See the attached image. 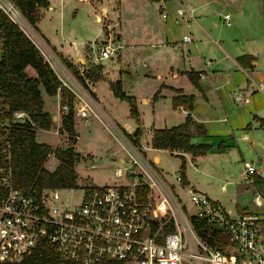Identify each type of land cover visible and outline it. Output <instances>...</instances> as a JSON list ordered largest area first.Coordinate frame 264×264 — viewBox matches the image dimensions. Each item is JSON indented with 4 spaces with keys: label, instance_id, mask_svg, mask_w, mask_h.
Segmentation results:
<instances>
[{
    "label": "built area",
    "instance_id": "built-area-1",
    "mask_svg": "<svg viewBox=\"0 0 264 264\" xmlns=\"http://www.w3.org/2000/svg\"><path fill=\"white\" fill-rule=\"evenodd\" d=\"M152 1L163 19L173 12V21L186 27L194 20L193 10L180 0ZM169 2L175 4L173 11L168 9ZM0 9L30 38L25 17L10 0H0ZM94 17L106 29L98 48L91 52L95 59L102 60L115 49L112 43L117 32L114 34L109 26L106 13L99 10ZM223 20L225 25L230 24L227 13ZM181 40L190 41L192 37L186 33ZM34 42L45 54L43 46ZM1 50L0 37V56ZM61 85L65 86L62 82ZM74 96L73 111L87 123L89 88L80 82ZM27 118L22 110L9 112L0 96V264L22 260L41 243L75 264H98L103 259L120 264H264V216L249 211L233 212L191 187L186 191L192 211H184L162 175L150 164L152 159L144 155L140 144L134 145L127 138L125 143L132 154L127 161L122 158L119 162L129 173L128 183L39 191L14 187L8 129ZM261 126L264 127V121ZM255 172L253 164L242 162L241 173L248 182H253L251 175ZM115 174L122 175L121 166ZM175 180L182 183L179 174ZM148 187L157 188L160 193L151 195ZM253 202L260 206L263 201L256 194ZM198 219L205 225L195 227L194 221ZM213 230L225 234L221 248L207 241Z\"/></svg>",
    "mask_w": 264,
    "mask_h": 264
},
{
    "label": "rangeland",
    "instance_id": "rangeland-1",
    "mask_svg": "<svg viewBox=\"0 0 264 264\" xmlns=\"http://www.w3.org/2000/svg\"><path fill=\"white\" fill-rule=\"evenodd\" d=\"M182 4L195 7V20L190 26L200 25L204 29H209L211 36L217 40H227L232 37L241 45H246L250 33L249 26L254 22V18L261 12L264 0H181ZM169 5L172 3L169 2ZM52 8L47 11V16L42 22L49 29V32L56 36V40L62 44L65 49L74 47H83L86 65L101 64L105 69V76L110 80H119L121 89L134 98L138 116L143 123L144 128L153 125H161V121L175 117L177 106L172 105L169 99L162 101L154 98L152 92L155 87L151 79L142 77L144 64L148 67L152 61L155 50H159L157 55L162 53L161 47L150 44L152 40H144L143 30L147 25L153 28L163 26L164 19L159 15L157 5L151 0H112L108 3L107 18L109 26L116 32L121 33V39H113L112 45L114 50L109 58L98 60L92 55L105 33L104 23L95 20L94 13L98 12L93 8V0H51ZM240 10H237V8ZM170 10V6L168 7ZM103 14L106 12L103 10ZM229 15L231 25L226 26L223 20V14ZM19 17V16H18ZM167 20V19H166ZM149 28V27H148ZM150 29V28H149ZM181 23H175L167 31V39L178 41L181 37ZM148 34V33H146ZM143 39V40H142ZM198 42V41H197ZM179 43V41H178ZM198 45V44H197ZM175 54L181 58V53L185 51L184 43L174 44ZM189 53L200 54V50L189 47ZM44 59L45 56L42 54ZM210 56H206L208 58ZM144 63V64H142ZM30 67V66H29ZM31 68V67H30ZM86 68V67H85ZM28 72H31L28 69ZM107 88L103 83L98 85L100 93H103L107 104H110V111L116 120L123 126H131L134 119L129 115V105L124 99H117L118 102H112L107 97ZM111 94V93H110ZM45 96V95H44ZM111 96H114L111 94ZM115 97V96H114ZM144 97V98H143ZM117 98V97H116ZM143 99L146 101L143 102ZM54 100L45 96L46 103ZM234 105L240 104L235 101ZM64 112L66 109H63ZM63 114V113H62ZM75 132L77 138L72 143L65 130L59 131V127L53 124V128L37 130L35 139L37 141H47L52 147L59 146L65 148L72 145L80 153L78 162L74 169L77 174V187L84 185H107V184H124L130 182L125 173V168L120 164L119 157H124V161L129 159L132 154L125 141L121 139L113 130V127L101 120L99 117L90 116L88 122L75 115ZM226 116L217 124L216 133L224 131L228 126L229 114L227 111L218 116ZM61 118V117H60ZM140 126V122H139ZM233 126L222 136L215 135L209 137L210 143L216 147L224 139L225 144L232 145L225 153L207 152L199 155L197 158H188L185 163L184 173L194 187L207 194L212 199H217L225 208L233 212L249 211L264 216V178L255 177V182H248L241 175V163L239 154L246 160L257 161L261 157L262 148L253 140L250 134L245 139L240 138L237 127ZM264 129V127H262ZM121 132V130L118 128ZM122 133V132H121ZM142 135V130H141ZM140 135V136H141ZM145 139H149V134L145 132ZM252 141V143H251ZM210 145V146H211ZM74 149V150H75ZM91 153V156H84L83 153ZM151 153H153L151 151ZM258 156H257V154ZM157 154L160 156L158 164L150 161L155 169L165 178V182L172 192L174 198L181 204L186 211L191 212L190 201L187 187L178 185L174 182L176 175L179 174L180 157L171 155L167 151L161 150ZM264 161V157H263ZM199 162V164H197ZM58 160L53 153H49L44 161V166L48 169L54 168ZM121 166L122 175L116 176V168ZM138 174V173H137ZM127 175V176H126ZM135 173H132V176ZM139 175V174H138ZM141 176V175H139ZM143 181V179H142ZM172 183V184H171ZM182 184V183H181ZM151 195H158L160 192L157 188L148 187ZM77 189V188H76ZM79 190L75 191V196ZM258 194L261 198L262 205L256 206L253 202L254 196Z\"/></svg>",
    "mask_w": 264,
    "mask_h": 264
},
{
    "label": "crops",
    "instance_id": "crops-1",
    "mask_svg": "<svg viewBox=\"0 0 264 264\" xmlns=\"http://www.w3.org/2000/svg\"><path fill=\"white\" fill-rule=\"evenodd\" d=\"M47 1V6L39 7L37 10L35 27H33L26 18L25 21L28 31H30L31 40L33 42L36 40L41 46H43L45 49V54L43 55L49 65L62 84H64L74 96L77 94L80 81L61 62L60 56L69 60L74 66L84 69L88 66L86 65V59L84 58L85 50L83 51V47H74L72 48V51L70 49H65L62 44L55 39L56 36L49 32V29L42 22L43 18L47 16V11L52 8L51 0ZM109 2H112V0H93V8L98 11L104 10L107 14ZM171 3L172 4L169 6L172 10L175 4L173 2ZM184 6L192 9L193 14L195 13V7H190L186 4H184ZM237 10H240V8L238 7ZM195 18L194 15V20ZM166 19L163 21V26H160L159 28H153V26L147 25V28L143 30L145 35L143 39L145 41L152 40L150 44H155L156 47H161L162 53L158 56L157 53L159 50H155L154 53L156 55L153 56L155 58H153L152 63L148 67H146V64L142 63L144 64L142 77L145 79H151L154 83L153 86L155 89L152 92L155 93V91L158 90L157 100L160 99L165 101L169 99L171 102L172 97L175 95H192V108L190 110L191 117L197 124L203 126L205 133H195L190 137L191 142L195 144L207 143L211 145L206 142L207 140H210L209 137L215 135L221 137L222 134H224L223 132H227V130L231 129L233 126L237 127V132L240 138L245 139L251 134L253 136L252 141L259 144L263 153L261 157H257L256 163H254L252 159H244L241 154H239V162L241 165L244 160L250 162L256 167V172L252 174V176H258L260 179L264 178V129L261 126V123L264 121V3L261 12L258 13L257 17L254 18V22L249 26L250 33L246 45L239 44L236 42V39L232 37L230 40H217L211 36L210 33L212 32H210L209 29H204L202 26L197 25L198 23L192 27H186L183 23L179 22L182 25L181 37L186 33H189L192 37V40L190 41H182L181 37L178 40L179 43H184L185 51H188V53H181V58L176 56L174 50V44L179 45L178 41L171 38L167 39L168 35H166L167 31L170 30V27H173L176 23L173 21V12H170ZM117 39H121V33L117 32ZM189 47L200 50L202 53L191 54L189 53ZM206 56L210 57L206 58ZM100 66L101 74L103 76L102 78H104L105 69H103V65L100 64ZM28 69L31 72H28ZM189 70L198 72V89L190 82L185 73ZM25 71L31 76L35 75V71L29 66L25 67ZM102 78L96 81L85 80V85L90 91V116L101 117V120L110 124L117 135L126 141V137L118 130L119 126L123 127L128 133H131L135 128L136 123L134 121V124L131 126H123L116 120L115 116L110 111V104H107L103 93H100L98 89V85L103 83V85L107 87L105 89L107 90L108 99L112 102H118V98L111 96L112 92L109 87V81L113 80L108 78L103 80ZM40 93L43 102L42 110L48 112L52 117L53 124L56 127H59L61 124L60 117L64 112L61 108L64 104H62L59 89H57L55 94L49 95L42 87H40ZM44 95L51 97L54 100L46 103ZM75 98L77 99V97ZM145 101L146 100L143 99V102ZM235 101L240 102V104L234 105L233 103ZM74 105H76V100H74ZM177 110L178 111L176 112L179 114H176L175 117H170L167 121L163 119L161 125L155 126L152 124L147 130L144 128L143 123L138 116L140 128L142 130V135L139 138L140 148L148 159H152L154 165L158 164L160 161V156L157 154L158 151L164 150L169 154L170 152L167 149L153 148L151 146L152 130L154 128L170 127L181 123L184 120L187 111L185 107L180 105L177 106ZM226 111L229 114V124L225 127L224 131L216 133L214 129H216L217 124L220 123L222 119L226 118V116H223L220 119L218 116L221 112L224 114ZM75 117L76 116H74L73 124L74 131H76ZM53 124L50 128H53ZM37 130L44 129H36V131ZM145 132L149 134L148 140L144 137ZM77 136L76 133V138ZM38 142H46L51 146L54 145L47 141ZM219 142L220 143L216 147L211 145L210 149L203 154L207 152L223 154L232 146L225 144L224 139L219 140ZM151 151L153 153H151ZM178 153L184 157L185 163L188 158L192 161V159L202 155H194L188 152ZM83 154L84 156H91V153L88 152ZM122 158L124 159V157H119V161ZM77 162L78 160L75 161L74 166ZM197 164H199V162ZM258 166L262 167L261 173L257 172ZM241 175L243 179L246 180L242 173ZM162 178L165 180L163 176ZM185 178V184H180L174 180L177 187L181 189L178 185H182L197 190L194 185L191 184L187 176H185ZM255 181L256 180L254 179L253 182ZM214 200L218 201L217 199Z\"/></svg>",
    "mask_w": 264,
    "mask_h": 264
},
{
    "label": "trees",
    "instance_id": "trees-1",
    "mask_svg": "<svg viewBox=\"0 0 264 264\" xmlns=\"http://www.w3.org/2000/svg\"><path fill=\"white\" fill-rule=\"evenodd\" d=\"M35 27L37 10L39 7L48 5L47 0H10ZM0 37L2 38V50L0 56V96L8 105V111L22 110L27 113L28 118L24 122H16L8 129L10 139V159L11 177L14 187L20 189L51 187H73L77 186V174L74 170V163L79 159V153L72 145L65 148L52 147L46 142L35 140L36 129H49L52 125L51 115L42 110V98L40 87L53 95L59 89L62 104L67 109L60 118L61 128L65 130L72 143L76 141L74 131L73 115V94L63 85L48 61L44 59L39 49L29 37L10 20L0 9ZM61 62L68 70L83 84L85 79L96 81L101 79V66L92 64L84 68L81 72L69 60L60 56ZM30 66L35 75L31 76L25 71V67ZM190 82L198 89V72L189 70L185 72ZM112 94L127 101L129 105V115L134 119L136 126L131 133L119 126L122 134L134 145H139L141 128L139 126L138 113L134 98L126 94L122 89L119 80L109 81ZM179 91V90H177ZM158 95V90L154 93V98ZM173 106L185 107L187 113L184 120L170 127L154 128L151 133V146L153 148L167 149L171 155L180 157L179 175L182 184L186 183L185 160L178 152H188L191 154H203L210 145L207 143L195 144L190 141V137L195 133L204 134L203 126L197 124L191 117L192 95L179 94L172 97ZM53 153L58 163L53 169H47L44 161L49 153ZM195 227L205 225L202 219L194 221ZM164 228L167 229L165 226ZM170 228V226H168ZM216 239V242H214ZM207 241L221 248L225 243V234L216 230L212 231V236ZM6 264H75L59 257L47 244L41 243L29 255L22 260ZM98 264H120L117 261L103 259Z\"/></svg>",
    "mask_w": 264,
    "mask_h": 264
},
{
    "label": "water",
    "instance_id": "water-1",
    "mask_svg": "<svg viewBox=\"0 0 264 264\" xmlns=\"http://www.w3.org/2000/svg\"><path fill=\"white\" fill-rule=\"evenodd\" d=\"M261 171H262V167H261V166H258V167H257V172H258V173H261ZM263 173H264V172H263Z\"/></svg>",
    "mask_w": 264,
    "mask_h": 264
}]
</instances>
